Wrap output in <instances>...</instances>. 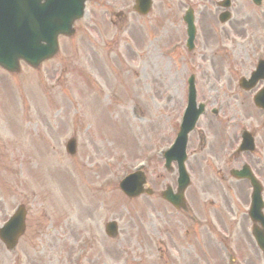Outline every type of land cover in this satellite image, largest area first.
<instances>
[{
    "label": "rangeland",
    "instance_id": "1",
    "mask_svg": "<svg viewBox=\"0 0 264 264\" xmlns=\"http://www.w3.org/2000/svg\"><path fill=\"white\" fill-rule=\"evenodd\" d=\"M131 1L119 3L125 6ZM234 3L235 19L226 27H240L245 16H251L254 24L250 2ZM193 4L194 0H155L148 20L134 18L130 28L122 29L87 26L86 20L99 11L89 4L76 37L61 41L57 60L38 71L23 65L16 76L0 70V226L19 205L29 208L25 237L13 253L0 243V264L157 260L158 235L166 226L161 224L174 212L159 194L167 185L176 188V174L163 170L158 149L172 143L179 128L180 96L189 73L179 54V40L185 30L182 17ZM218 13L204 16L207 34L209 25L219 26ZM84 70L88 78L80 77ZM119 76L130 81L128 88H136L135 93L128 90L127 97L117 89ZM58 78L61 81L55 83ZM206 94L201 90L200 100ZM94 103L95 109L91 108ZM235 108L229 105L223 112L232 115ZM85 109L96 114L85 116ZM106 121L111 127L117 125L116 135L109 137L102 130ZM73 137L78 149L70 157L65 145ZM36 154L48 158L40 161ZM147 155L152 158L148 157L145 175L155 196L129 201L115 183ZM192 165L190 156L191 172ZM67 185L72 191L78 189L73 198L65 199ZM193 191L194 187L189 196ZM56 196L62 200L56 201ZM191 202L194 206L195 199ZM112 220L120 227L115 240L104 231ZM79 247L85 254H78Z\"/></svg>",
    "mask_w": 264,
    "mask_h": 264
},
{
    "label": "flooded vegetation",
    "instance_id": "2",
    "mask_svg": "<svg viewBox=\"0 0 264 264\" xmlns=\"http://www.w3.org/2000/svg\"><path fill=\"white\" fill-rule=\"evenodd\" d=\"M195 24L197 27V36L192 48L191 57L187 55V65L194 72L196 85L202 90H206L213 103H252L254 93L264 88V80L261 81L255 90L245 92L239 88V82L242 77H250L255 70L259 60L264 63V0L257 7V18L255 23L252 19L243 18L241 26L237 27L228 23L234 21L232 13L231 21L227 24H220L218 27L209 25V33L203 29L204 16L213 15V12H219L218 16L225 11L221 8L226 0H196ZM232 8L234 0H230ZM263 1V2H262ZM214 8V9H213ZM246 17V16H245ZM236 30V33H235ZM249 31L257 32V35L248 36ZM232 33V35H231ZM234 34V35H233ZM248 47L250 48L248 52ZM260 54V58L257 55ZM253 93V94H252ZM206 96H203L205 98ZM257 117H255V125L253 114L243 112L242 118L238 120L250 121L246 127L236 124L234 132H229L232 119L227 121H209L206 129L210 133V139H201L200 146L204 150V154L210 155H230L231 149L239 147L242 141V132L244 129L251 132L255 140L256 151L254 153L245 152L240 155L242 167L246 166L251 169L255 177L258 179L262 187L264 200V111L256 109ZM200 155V153H198ZM239 157V158H240ZM230 163L226 164L228 168ZM241 167V168H242ZM223 188L218 191L219 196L211 199L216 202L208 201L212 205L219 202L220 211L207 214L208 217L213 216L222 224L221 234L233 236L247 237L246 243L235 244L231 249L236 257L229 252L225 255V261L229 264H264V253L251 242L250 232L246 225V213L244 210L249 208L250 196L247 194L246 181L227 180L222 177ZM233 183H236L234 186ZM244 183L245 185H239ZM229 184V185H228ZM236 196H227L225 191L235 193ZM205 187L202 184L197 185V192L202 194ZM249 190H251L249 185ZM251 195V193H250ZM229 197H232L231 200ZM215 257H211L210 261H204V264H212Z\"/></svg>",
    "mask_w": 264,
    "mask_h": 264
},
{
    "label": "water",
    "instance_id": "3",
    "mask_svg": "<svg viewBox=\"0 0 264 264\" xmlns=\"http://www.w3.org/2000/svg\"><path fill=\"white\" fill-rule=\"evenodd\" d=\"M84 1L74 4L78 11ZM75 16L69 0H0V65L15 71L19 59L34 65L51 56L57 51V36L64 32L61 26ZM16 237H6L9 247Z\"/></svg>",
    "mask_w": 264,
    "mask_h": 264
}]
</instances>
